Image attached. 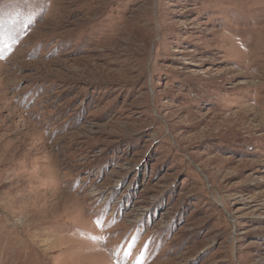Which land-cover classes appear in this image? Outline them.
Listing matches in <instances>:
<instances>
[{"label": "rangeland", "instance_id": "rangeland-1", "mask_svg": "<svg viewBox=\"0 0 264 264\" xmlns=\"http://www.w3.org/2000/svg\"><path fill=\"white\" fill-rule=\"evenodd\" d=\"M0 264H264V0H0Z\"/></svg>", "mask_w": 264, "mask_h": 264}]
</instances>
